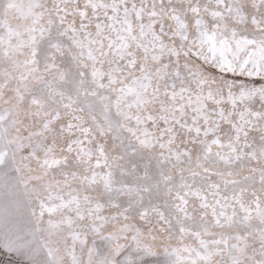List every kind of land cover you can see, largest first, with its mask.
Masks as SVG:
<instances>
[{"label": "snow or ice", "instance_id": "snow-or-ice-1", "mask_svg": "<svg viewBox=\"0 0 264 264\" xmlns=\"http://www.w3.org/2000/svg\"><path fill=\"white\" fill-rule=\"evenodd\" d=\"M0 264H264V0H0Z\"/></svg>", "mask_w": 264, "mask_h": 264}]
</instances>
